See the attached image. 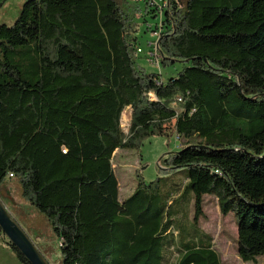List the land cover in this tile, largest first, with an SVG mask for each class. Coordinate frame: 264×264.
Returning <instances> with one entry per match:
<instances>
[{
	"label": "trees",
	"instance_id": "trees-1",
	"mask_svg": "<svg viewBox=\"0 0 264 264\" xmlns=\"http://www.w3.org/2000/svg\"><path fill=\"white\" fill-rule=\"evenodd\" d=\"M140 2L27 0L13 25L0 26V190L15 179L47 217L58 264H224L199 228L206 196L223 216L234 212L238 255L256 262L264 256V0H167L162 11L161 0ZM154 32L159 70L147 63ZM172 134L180 145L160 157L159 171L188 169L184 185L163 201L168 177L138 175L122 198L115 152L137 150L141 161L145 141Z\"/></svg>",
	"mask_w": 264,
	"mask_h": 264
},
{
	"label": "rangeland",
	"instance_id": "rangeland-1",
	"mask_svg": "<svg viewBox=\"0 0 264 264\" xmlns=\"http://www.w3.org/2000/svg\"><path fill=\"white\" fill-rule=\"evenodd\" d=\"M26 1L27 0H0V26L13 25L18 19ZM131 1H141L140 5H142V0ZM138 16L139 15H137V17ZM150 36V34H145L141 37L142 48H148ZM147 63L149 64V69H158V67H155V65H152L149 61ZM167 70L168 69L161 68V71L164 73L163 76H165ZM131 114L132 110L130 108H127L123 112L122 126L125 132H128V123L130 124ZM179 145V137L176 134L164 137H151L145 141L144 146L141 148V161L137 150H117L115 152L114 167L120 182L121 197L127 198L132 195L138 185V175L147 182L156 179L159 175L161 177L167 176L168 180L162 182V184L165 185L163 201L167 200V194H171V197L175 189L184 185L189 171L183 168L167 175L159 171V160L163 154L178 148ZM0 193L5 206L22 225L49 262H51V264H58L62 258L59 241L55 237L47 217L29 201L23 198L21 185L15 179H8L3 184ZM184 205V203L179 202L177 203L178 208H173L182 209V217L185 214L184 212H186ZM203 207L204 215L200 218L199 228L213 237L215 247L220 253L224 264H264V256L258 258V263L244 262L239 257L237 242L238 227L234 212L229 213L227 216H223L218 201L214 196H206ZM180 222L181 225L184 223L183 220ZM173 223L176 225L175 222ZM175 234H177V232H175ZM0 264H22L15 256L12 249L5 245L1 236Z\"/></svg>",
	"mask_w": 264,
	"mask_h": 264
},
{
	"label": "water",
	"instance_id": "water-1",
	"mask_svg": "<svg viewBox=\"0 0 264 264\" xmlns=\"http://www.w3.org/2000/svg\"><path fill=\"white\" fill-rule=\"evenodd\" d=\"M0 229L30 264H51L28 233L5 206L0 193Z\"/></svg>",
	"mask_w": 264,
	"mask_h": 264
},
{
	"label": "built area",
	"instance_id": "built-area-1",
	"mask_svg": "<svg viewBox=\"0 0 264 264\" xmlns=\"http://www.w3.org/2000/svg\"><path fill=\"white\" fill-rule=\"evenodd\" d=\"M168 4L167 0H161V4L159 5L161 11L163 9L164 6H166ZM158 36H159V33L158 32H154L152 33V37L154 38V41L152 42L153 43V49L152 50H149V58H148V61L151 62V64L155 65L156 67H159L160 65V53H159V50H158ZM140 50V49H139ZM141 51V50H140ZM151 96H154L153 93H150ZM181 100V99H179ZM122 125H123V122H122ZM130 124L128 123V128H129ZM9 177H14V174L13 173H10L9 174Z\"/></svg>",
	"mask_w": 264,
	"mask_h": 264
},
{
	"label": "crops",
	"instance_id": "crops-1",
	"mask_svg": "<svg viewBox=\"0 0 264 264\" xmlns=\"http://www.w3.org/2000/svg\"><path fill=\"white\" fill-rule=\"evenodd\" d=\"M259 260V259H258ZM258 260L256 262H248V263H258Z\"/></svg>",
	"mask_w": 264,
	"mask_h": 264
}]
</instances>
